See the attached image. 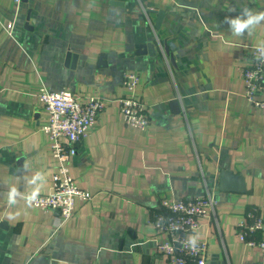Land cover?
<instances>
[{
  "label": "crops",
  "instance_id": "0c3cea01",
  "mask_svg": "<svg viewBox=\"0 0 264 264\" xmlns=\"http://www.w3.org/2000/svg\"><path fill=\"white\" fill-rule=\"evenodd\" d=\"M245 7L264 11V0H0V264H165L168 236L153 225L162 201L209 195L215 205L196 231L208 264H264V251L237 236L249 211L264 219V108L245 98L240 75L264 26L239 38L223 22ZM126 72L139 74L146 130L124 121ZM42 85L108 100L70 160L92 196L67 220L7 206L8 188L30 191L25 177L37 171L40 194L51 192ZM223 170L243 176L245 190H220Z\"/></svg>",
  "mask_w": 264,
  "mask_h": 264
},
{
  "label": "built area",
  "instance_id": "2783aa9c",
  "mask_svg": "<svg viewBox=\"0 0 264 264\" xmlns=\"http://www.w3.org/2000/svg\"><path fill=\"white\" fill-rule=\"evenodd\" d=\"M16 2L19 4L21 0ZM13 25H7L10 32ZM255 47L252 46L250 62L241 67L240 75L245 83V98L255 107L264 108V63L255 60ZM138 82L137 72L124 73L123 85L127 93L119 98V105L126 124L146 130L150 118L145 103L135 96ZM36 97L47 112V122L42 129L48 135L57 166L52 176L51 192L40 194L35 206L44 211H58L62 219L67 220L74 213L77 199L88 200L92 196L74 180L70 160L77 154L78 144L95 128L108 100L100 95L82 99L70 89L52 90L45 85L39 88ZM214 205L215 199L210 195L187 200L166 198L162 201V208L155 215L153 225L158 232L168 236L159 244V249L166 255L165 264H208L207 239H200L195 251L185 247L181 241L200 228V219L209 216ZM161 217L164 218L162 224L158 223ZM263 227L264 219L253 209L247 213L245 220L237 224V236L264 251V238H256V233Z\"/></svg>",
  "mask_w": 264,
  "mask_h": 264
},
{
  "label": "clouds",
  "instance_id": "9594fccd",
  "mask_svg": "<svg viewBox=\"0 0 264 264\" xmlns=\"http://www.w3.org/2000/svg\"><path fill=\"white\" fill-rule=\"evenodd\" d=\"M229 26V32L234 37L243 38L251 35L258 27L264 26V11H253L250 8H243L235 17L226 16L224 21ZM221 44L231 46V42L221 37ZM255 60L264 63V40L259 41L255 47ZM28 165H23L22 171L27 173ZM46 178L44 173L37 171L31 177H25V185H31L30 191H22L19 186H10L7 191V206L11 209L22 201L27 208L33 207L39 199L41 189ZM17 214L9 212L5 219L15 220ZM164 218L161 217L158 223L162 224ZM200 242V234L193 230V234L188 235L181 243L192 251L197 250Z\"/></svg>",
  "mask_w": 264,
  "mask_h": 264
},
{
  "label": "water",
  "instance_id": "95a60500",
  "mask_svg": "<svg viewBox=\"0 0 264 264\" xmlns=\"http://www.w3.org/2000/svg\"><path fill=\"white\" fill-rule=\"evenodd\" d=\"M156 13H157L156 26L157 28H159L161 26L163 17L165 16V11L160 10V11H157ZM219 188L220 190H225V191L226 190L244 191L245 190L244 177L241 175H234L233 172H230L228 170H223L220 173V187Z\"/></svg>",
  "mask_w": 264,
  "mask_h": 264
}]
</instances>
